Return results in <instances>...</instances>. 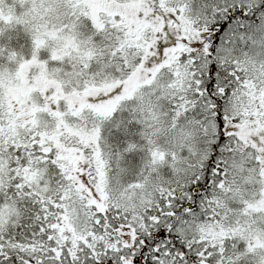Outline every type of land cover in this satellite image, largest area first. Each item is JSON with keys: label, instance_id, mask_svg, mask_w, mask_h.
<instances>
[{"label": "snow or ice", "instance_id": "6c2138e0", "mask_svg": "<svg viewBox=\"0 0 264 264\" xmlns=\"http://www.w3.org/2000/svg\"><path fill=\"white\" fill-rule=\"evenodd\" d=\"M0 264H264V0H0Z\"/></svg>", "mask_w": 264, "mask_h": 264}]
</instances>
